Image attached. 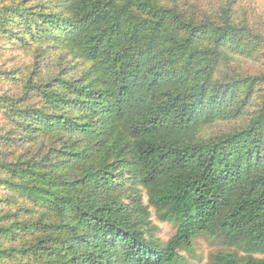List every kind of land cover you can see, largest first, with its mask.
Listing matches in <instances>:
<instances>
[{
	"label": "trees",
	"instance_id": "trees-1",
	"mask_svg": "<svg viewBox=\"0 0 264 264\" xmlns=\"http://www.w3.org/2000/svg\"><path fill=\"white\" fill-rule=\"evenodd\" d=\"M1 1L32 63L0 67V264H177L201 234L234 249L213 264H264V100L200 139L264 96L236 69L264 33L179 0Z\"/></svg>",
	"mask_w": 264,
	"mask_h": 264
},
{
	"label": "rangeland",
	"instance_id": "rangeland-1",
	"mask_svg": "<svg viewBox=\"0 0 264 264\" xmlns=\"http://www.w3.org/2000/svg\"><path fill=\"white\" fill-rule=\"evenodd\" d=\"M3 1L8 2L13 0H2L1 2ZM184 2H190L194 9L196 8L199 11H210L209 13L217 15L222 14L223 10L231 8L234 12L233 17L237 19L238 22L245 20L256 30V32L264 33V0H179V4L182 6ZM56 4V2H51L48 5L55 6ZM7 42L8 41H6V43L0 42V67L3 64H7L8 66H11L12 64L15 66H22L32 63L30 61L32 56L25 55V53L27 51H31V49L24 50L19 48L16 40H14L12 44ZM34 50L36 51L37 48H34ZM263 54V49L258 52V55L262 56ZM13 57L16 58L12 59ZM9 59H11V61H9ZM236 69L237 71L245 74L249 73L252 75H264V67L249 60L240 59L236 65ZM8 87V83L3 84L1 85L0 90L6 89ZM241 94L242 93H240V95ZM263 100V94L256 91L254 96H252V98H250L249 102L247 103L245 112L240 118L232 120V118L229 117L217 120L201 131L200 139L208 140V138L216 136L237 133L241 130L247 118L252 119L258 116L260 105ZM1 119L2 118L0 117V124L2 123ZM140 189L142 192L143 203L147 205V196L144 193V190L142 188ZM0 190L4 196L5 190ZM3 196H1V198ZM151 220L153 225L156 227V230L154 231V237L156 239H160L162 243L166 244L176 234V226L170 223L161 222L154 209H151ZM225 250L234 251L233 248L221 243L220 240H213L207 235L201 234L195 239L192 251H187L185 248L180 249L179 253L184 258V261L177 264H213L214 257L219 252ZM240 255H242V253H240Z\"/></svg>",
	"mask_w": 264,
	"mask_h": 264
}]
</instances>
